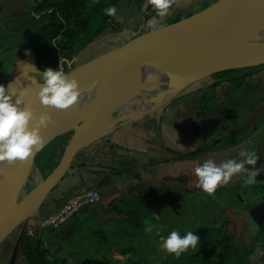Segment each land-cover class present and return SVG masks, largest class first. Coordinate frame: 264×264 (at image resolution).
Segmentation results:
<instances>
[{
  "label": "water",
  "instance_id": "95a60500",
  "mask_svg": "<svg viewBox=\"0 0 264 264\" xmlns=\"http://www.w3.org/2000/svg\"><path fill=\"white\" fill-rule=\"evenodd\" d=\"M242 29L246 36L242 43L226 44L229 36ZM19 53L9 65V73L0 70V85L7 88L10 84L9 91L23 95L37 116L47 111L51 120L41 129L43 146L31 158L0 162V244L36 216L76 154L114 129L99 134L106 113L119 112L116 125L127 119V111L141 114L166 106L215 73L264 64V0H216L183 20L148 30L72 68L66 74L76 79L81 97L68 110L40 105L36 96L40 81L34 75L44 69L31 46H23ZM63 136L68 141L57 165L24 200L8 209L19 178L46 146ZM27 198L31 200L26 203ZM172 209L179 215L187 210L180 200L172 202Z\"/></svg>",
  "mask_w": 264,
  "mask_h": 264
},
{
  "label": "rangeland",
  "instance_id": "374dc122",
  "mask_svg": "<svg viewBox=\"0 0 264 264\" xmlns=\"http://www.w3.org/2000/svg\"><path fill=\"white\" fill-rule=\"evenodd\" d=\"M187 1L173 0V3L170 6L171 8L174 7L172 10L173 13H171V16L166 20L162 19L161 16H147L148 14H146L145 18H150L147 24L143 26L142 23H135L133 24V27L127 29L133 32L138 31V34H140L147 32H144L143 28L152 30L170 25L179 17L183 16L184 12H189L190 9L193 8L194 4ZM24 3H27L24 11L33 14L35 9L34 0H27V2L24 1ZM24 3L19 5L18 8H16V5L14 4L12 8L21 10L23 9ZM11 5L12 3L9 4L8 7H11ZM123 8L124 7L116 8L119 10H117L114 19H116L118 11L122 12ZM126 9L127 8H125L124 13L122 12L125 15L127 14ZM200 9L202 10V7ZM145 10L146 9L143 11L145 12ZM137 16L138 15H136V17ZM9 17H11L10 12L5 14L4 19L9 21ZM122 17L124 16L122 15ZM93 23L95 28L98 27L96 24H99V21L93 20ZM104 23L109 24L110 21ZM110 24H112V22ZM117 24L121 25L119 22H117ZM0 27L3 30L5 29L6 24L2 23ZM116 30H119V28H116ZM128 30L125 31V33L130 32ZM5 34L9 36L7 37V41L4 38L1 40L2 44H0V46L5 45L0 49V70H2L3 73H9V65H11V62L14 59L20 56L19 47L27 44L28 38L27 36L18 37V32L10 33V31H7ZM100 48L101 47H99V50L103 49ZM97 51L98 50L93 51L95 55L97 54ZM74 67V65L73 67L71 66V69ZM219 75V73H215L202 80V82L217 80L221 78ZM34 77L38 79V75H34ZM200 84L202 83L200 82ZM189 88L186 90L187 92H190L189 90L191 89ZM192 88L193 90H197V87ZM223 91L224 92L222 93H226V95L229 94V96L226 97L228 102L230 99L232 100V98L238 97L241 93V90H234L229 85L225 86ZM196 96H198L196 92L187 96L181 95L170 102L167 106V113H175L178 120L186 121V125H183V127L188 129H184V133L179 132V130L170 129L171 131L169 132L171 135H167V143L165 142V144H167V149L170 151H179L178 149H180L181 153H191L194 151V149H191L192 141L199 138H206L208 136L207 132L213 130L216 135L212 139H208L210 140L208 147L215 148L208 150L209 153L196 154L195 157L190 155L189 157L184 156L182 158V156L178 155L173 159L175 157L174 154H170V156L167 155L169 157H167L166 165L160 164L156 168H153L152 172L144 175L139 183L141 191H144L149 186L155 184L156 186H159V189L168 187L170 189V195L167 198V205L158 206L159 208H157V210L155 209L154 217L149 218L146 215L139 221L138 226L136 225L137 227L135 225L133 226L137 229H141L140 231L138 230V235L133 240L134 244L141 247L140 250H137L135 256L132 255L133 252L131 251H128L126 254H123L122 251L124 249V238L126 237L122 230H127V228L132 227L133 224L127 222L116 224L113 220L110 221V219L102 218V214L106 211H109L110 209L114 210L112 200H105L101 203L98 202L89 206L86 215L83 217L80 215L74 216L59 228L35 230L37 220L45 217L48 211L47 209L49 208V210H51L50 212L53 211L54 205L52 202H49L46 203V206L41 208L36 216L31 218L26 225H20L0 244V264H11L10 262L16 257L17 259H20L22 250L27 248L26 238H29L31 242L35 240L37 241V238H40L43 245L47 246L50 250L48 257L50 259H52L53 256L63 257L65 260L62 264H125L131 256H133L134 261L143 259V261L146 260V264H163L169 253H166L159 248L160 236H166L168 232L172 230L178 231L181 235L186 231H194V234L197 235L207 219L208 221L211 219L215 223H218L224 221L226 218H230L232 220L230 229L234 235L242 242L245 241L248 245L252 244V239L258 231L260 222L264 221V192L257 194L248 187L245 188L246 192L243 194L235 192L231 186L242 181V178L246 175V172L242 170L241 172L233 174L227 183L218 184L216 190L212 194H208L197 186V177L195 176L194 168L209 158L213 159L217 164L230 158H235L237 160L242 159L238 153L246 146V142L244 143V141L249 135V130L250 132L251 130H253L252 132L256 131L254 130V126H252L251 129L248 128L251 124L255 123V116H251L244 121V111L241 116L235 117V115L231 114L234 113L232 109L228 110V108L222 106L215 108L216 111L215 114H213L212 119L206 118V116L197 118L194 116L198 111L195 107V103L192 105L184 104L185 100L190 101ZM261 97L262 93L258 92L251 98V100L253 102H258ZM242 99L245 98L242 97ZM237 106V103H234L233 107L236 108ZM243 106L247 108L244 103ZM248 110H252V108H248ZM189 122L191 123L190 125H188ZM180 130L183 131V129ZM56 140L51 142L36 156L34 162L19 178L17 185L13 188L8 199V209L11 208V204L17 205L24 200L25 196H27L33 188V184L35 186L40 183V179L43 180L44 177L50 173L52 167L57 165L56 158L61 157L66 143L58 144L56 143ZM256 142L258 141L256 140ZM189 145L190 147H188ZM160 147L164 148L163 145H160ZM115 148L116 150H121L123 152H125L124 148L127 150L124 142L122 148L120 145H116ZM255 152L257 153V150H255ZM262 155H264V149L262 151L259 148L258 155L256 156V163L254 165H245V168L255 169L256 171L261 170L260 161L262 160ZM120 157L121 156L119 155L117 159H120ZM105 166L106 169L110 168L108 164ZM139 166L141 165H133L130 166L129 169H132L133 167L139 168L138 172L144 173ZM163 171H165L164 173L166 174L165 183L157 181ZM162 176H164V174H162ZM229 190L231 191L229 192ZM127 192L126 188L121 192L122 199H127ZM233 192L235 193L233 194ZM162 195L167 197V191L165 190L162 192ZM174 200H180L185 204L184 206L187 210L183 215L177 214L171 207H169ZM47 201L48 200L46 199V202ZM23 228L28 230H26L24 234H22ZM29 228H33L35 231L30 234ZM149 228H151L150 231L148 230ZM17 238H19V244L13 242ZM22 242H24V244H22ZM254 246V264H264V248L260 247L258 244H254ZM24 260L25 264H29L26 261V257H24Z\"/></svg>",
  "mask_w": 264,
  "mask_h": 264
},
{
  "label": "crops",
  "instance_id": "0c3cea01",
  "mask_svg": "<svg viewBox=\"0 0 264 264\" xmlns=\"http://www.w3.org/2000/svg\"><path fill=\"white\" fill-rule=\"evenodd\" d=\"M24 1L27 2V0H0V20H5V14L8 12L13 14L21 11L22 9L16 10L12 7L15 4L16 8H18ZM143 1L144 0H98L92 5L87 12L90 27L84 38L76 46L77 55L71 60V66L73 67L74 65L77 67L84 64L142 34H138V31H130L127 28L130 29L135 23H142L144 26L150 20L149 17L145 18L146 14H148L147 16L155 15L152 5L148 4L147 7H145L146 0ZM215 1L216 0L187 1L194 4V9L192 8L189 12H184L183 16L179 17L174 23L187 18L189 15L191 16V14L199 12L198 10H201V7L203 9ZM8 3H12L11 7H8ZM26 4L27 3H24L23 9ZM109 5L115 6L116 8L124 7L122 9L123 13L125 8H127V14L125 15L121 11H118L116 19H114L115 16H107L104 14L103 9ZM173 8L174 7H170L167 14L163 16L162 19L166 20L171 16ZM144 9H146L145 12L143 11ZM122 15L124 17H122ZM136 15L138 16L136 17ZM93 20L99 21V24H96L98 27L95 28L93 26ZM107 21H110V23L112 22V24H105L104 22ZM116 21L121 25H118ZM116 28H119V30H116ZM127 30L130 32L125 33ZM143 31H148V29L143 28ZM99 47L103 49L100 48L101 50H99ZM96 50L98 51L95 55L93 51ZM168 105L156 110L146 109L143 112L141 111V114H139L140 112L138 111H127V119L117 123L107 136L95 140L80 150L73 158L63 180L46 198L48 203L52 202L54 205L53 211L50 212L51 210L48 208L46 214L55 212L71 196L90 188H97L100 191V203L105 200H112L114 210L110 209L106 211L102 214V218L110 219V221L113 220L114 223L119 224L129 220L132 214L141 212L145 198H150L151 195H154L159 189V186L154 184L146 188V190L141 191L139 183L144 175L152 172L153 168H156L160 164H167V144H165V142L167 143V135H171L169 132L171 131L170 129H187L183 127V125H186V121L178 120L175 113H167ZM67 141L68 138L63 136L57 140V143L64 144V142L67 143ZM123 142L127 150L125 148V152L116 150V145H120L122 148ZM160 145H163L166 149L161 148ZM119 155L121 156L120 159L122 158L121 160L119 158L117 159ZM56 159L58 163L60 157ZM106 164H108L110 168L106 169ZM133 165H141L139 167L144 173L138 172L139 168L133 167L129 169V167ZM53 168L54 167H52V169ZM164 172L165 171L162 173L164 176L161 174L157 181L165 183L166 174ZM125 188L128 192L127 199L124 200L122 199L121 192H123ZM86 214L87 208L79 215L83 217Z\"/></svg>",
  "mask_w": 264,
  "mask_h": 264
},
{
  "label": "trees",
  "instance_id": "16d2710c",
  "mask_svg": "<svg viewBox=\"0 0 264 264\" xmlns=\"http://www.w3.org/2000/svg\"><path fill=\"white\" fill-rule=\"evenodd\" d=\"M97 1L34 0L35 9L33 14L22 9L15 14H11V17L8 18L9 21L0 20V25L2 23L6 24L5 29L2 30L0 27V44H2L1 40L3 38L7 41L9 35L5 34V32H18V37L27 36L26 46L34 48L38 56V64L41 68H56L59 58L71 61L77 55L76 46L84 38L90 27L87 12ZM3 46H0V49ZM260 66H264V64ZM246 69H233L218 73L221 78H230L239 75ZM248 75H240L230 80L229 83H233L234 88H241L244 86V81ZM261 75L258 74L257 76ZM222 91L220 83L212 84L201 90L200 94L194 99L188 100L187 105L195 103L198 111L194 116L197 118L209 115L211 110L222 106L228 108V110L232 109L235 114H231L235 115V117L241 116L245 108L243 106L245 99H242V97L245 98L244 87L239 98L230 103L225 97H222L220 94ZM234 103L238 105L236 108L233 107ZM193 154L195 152L180 156L183 158L184 156L189 157ZM165 190L167 191V197L162 195V192ZM169 193L170 189L168 187L158 189L150 198H145L141 212L132 214L129 220L124 221L133 225L127 228V230H122L126 235L124 238V249L122 250L123 254H126L128 251L133 252V256L137 254V250H140L141 247L134 244L133 240L138 235V230L140 231L141 229L133 226H138L139 221L146 215L149 218L154 217L155 209L157 210L158 206L168 204L167 198L170 195ZM46 203L48 201L46 202L45 200L42 208L46 206ZM231 225L232 220L230 218H226L224 221L218 223H215L211 219L208 221L207 219L199 234H197L199 237L197 248L188 249L181 253L179 257L168 254L163 264H254V244H258L264 248V221L260 223L258 231L250 245L245 241L242 242L234 235L230 229ZM26 240L27 248L24 251L28 256L29 264H62L64 262L65 259L63 257L53 256L50 259L48 257L50 250L47 246L43 245L40 238L32 242L29 238H26ZM133 256L125 264H146V260L143 261V259L134 261Z\"/></svg>",
  "mask_w": 264,
  "mask_h": 264
},
{
  "label": "clouds",
  "instance_id": "9594fccd",
  "mask_svg": "<svg viewBox=\"0 0 264 264\" xmlns=\"http://www.w3.org/2000/svg\"><path fill=\"white\" fill-rule=\"evenodd\" d=\"M172 3L173 0H146L145 7L151 4L155 15L163 17ZM103 12L111 17L116 15L117 9L109 5ZM38 80L40 84L36 96L41 106L68 110L80 102L81 91L76 79L60 70L59 66L47 67L38 72ZM9 89L10 84L7 88L0 85V162L12 163L28 160L43 146L45 138L41 129L48 126L51 116L47 111L37 116L34 109L25 102L23 95ZM238 155L242 159L230 158L217 164L209 158L196 166L194 173L197 177V186L202 191L212 194L218 184L227 183L233 174L242 170L246 172L242 178L243 184H254L257 171L247 169L245 165L256 163L255 151L246 149L240 151ZM159 240L160 249L177 257L189 248L196 249L199 243V237L194 231H186L181 235L178 231L172 230L166 236H160Z\"/></svg>",
  "mask_w": 264,
  "mask_h": 264
},
{
  "label": "flooded vegetation",
  "instance_id": "af4514ba",
  "mask_svg": "<svg viewBox=\"0 0 264 264\" xmlns=\"http://www.w3.org/2000/svg\"><path fill=\"white\" fill-rule=\"evenodd\" d=\"M25 46H26V44H25ZM22 47H20V48H22ZM263 73H264V66H260L259 65V66H254V67H247V69L244 70L243 72H241L239 75H236V76H233V77H230V78H228V77L219 78L217 80H212L213 82L212 81L211 82H202V81H200L202 84H200V82H197L196 84L190 86V88H189V89H191V90H189L190 92L185 91L182 95H186L187 96V95L195 93V92L199 95L200 94L199 92L201 90H203L204 88H206V87H208V86H210L212 84H215V83H220L222 89H224L225 86L229 85L234 90H237V91L241 90V93L239 94V96H240L242 94V92H243L242 89L244 87V89H245V105L247 107V108L244 109V112H245V114H244L245 120L244 121H246L251 116L252 117L255 116V121H254L255 123L251 124L248 128L251 129V127L254 126V130H256V131L252 132L253 130H251V132H250V130H249V133H248L249 135L245 138V141H244V143L246 142V146L243 148V150H246V149L253 150V148H254V151L257 150V153L255 152V154L257 156L258 155V149L260 148L262 151L264 149V75H263ZM247 74H249V75L247 76L246 80L244 81V84H243L244 86H242L241 88H234L233 83H229L230 80H232V79H234V78H236V77H238L240 75H247ZM258 74L259 75L262 74V75L261 76H257ZM192 87H197V90H193ZM222 92H224V91H222ZM258 92L262 93V97H261V99L258 102H253L251 100V98L255 94H257ZM220 94L222 95V97H225V98L227 96H229V94L226 95V93H220ZM239 96L236 97V98H232L231 97L232 100L230 99L229 103L235 101L236 99H238ZM184 104L187 105V100L184 101ZM248 108H252V110H248ZM215 111L216 110H211L210 111L211 113L209 115H206V118L212 119L213 114H215ZM190 124L191 123L189 122L188 125H190ZM231 128H233V127H231ZM178 130H179V132L181 131L180 129H178ZM181 132L184 133V129ZM258 132L260 133V136H259ZM207 133H208V136L206 138H199L197 140L195 139V141H192V144H191L192 148L191 149H194V151H192L191 153L195 152V154H193L192 156L195 157L196 154H199V153H201V154L209 153L208 150H212V149L215 148V147H208V145L210 143V140H208V139L209 138L212 139L216 135L215 132L213 130H210ZM256 140L258 142H256ZM56 143H57V141H56ZM226 144H228V143H226ZM188 147H190V145ZM178 150L179 151L171 150L172 151L171 152L169 149H167V151H168L167 155L170 156V154L171 155L174 154L175 157L173 159H175L176 156H178V155L189 154V152L181 153L180 152L181 150L180 149H178ZM196 151H199V152H196ZM173 152H176V153H173ZM169 156H167V157H169ZM261 161H260L261 170H257V176L255 178L256 179L255 183L252 184V185H245V184H243V181H239L238 183H235V184H233L231 186V188L234 189L235 192L243 194V193L246 192V189H245L246 187L250 188L254 193H257V194L258 193L260 194V193L264 192V155H262V160ZM255 167H259V166H255ZM241 190H242V192H241ZM230 191L231 190H229V192ZM235 192H233V194ZM185 202H186V200H185ZM183 205H185V204H183ZM170 206L172 208V203L170 204ZM261 222H263V221H261ZM22 230H23L22 234H24L27 229L25 230V228H23ZM18 239L19 238H17L13 242H16V243L19 244ZM22 244H24V242H22ZM20 257H21L20 259H17V257H16L10 263L11 264H25L24 263V261H25L24 257H26V261H27V263H29L28 256L25 254L24 250H22V253H21Z\"/></svg>",
  "mask_w": 264,
  "mask_h": 264
},
{
  "label": "built area",
  "instance_id": "2783aa9c",
  "mask_svg": "<svg viewBox=\"0 0 264 264\" xmlns=\"http://www.w3.org/2000/svg\"><path fill=\"white\" fill-rule=\"evenodd\" d=\"M71 63L69 60L59 58V69L67 73L68 69L71 68ZM100 199V191L97 188H90L77 193L65 201L55 212L46 214L43 219L37 220L35 230L59 228L72 217L81 214L89 206L98 203ZM35 230L29 228V233L31 234Z\"/></svg>",
  "mask_w": 264,
  "mask_h": 264
},
{
  "label": "bare ground",
  "instance_id": "6f19581e",
  "mask_svg": "<svg viewBox=\"0 0 264 264\" xmlns=\"http://www.w3.org/2000/svg\"><path fill=\"white\" fill-rule=\"evenodd\" d=\"M243 32H244L243 29L242 30H238V32L236 31V34L235 35H232V36H229L227 38V40H226L227 43L226 42L225 43L226 44L229 43V44H233V45L242 43V41L245 38L244 39H241V38L246 37L245 36V33L243 34ZM118 118H119V112L106 113L103 116V118H102V123H101L100 128H99V134L104 135V134H107L109 131H111L113 129V127L115 126V122L117 121ZM40 181H41V179H40ZM30 200H31V198H27L25 200V202L27 203Z\"/></svg>",
  "mask_w": 264,
  "mask_h": 264
}]
</instances>
